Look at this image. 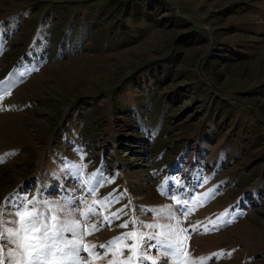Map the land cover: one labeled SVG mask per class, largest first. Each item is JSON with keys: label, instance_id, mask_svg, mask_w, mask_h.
<instances>
[{"label": "rangeland", "instance_id": "374dc122", "mask_svg": "<svg viewBox=\"0 0 264 264\" xmlns=\"http://www.w3.org/2000/svg\"><path fill=\"white\" fill-rule=\"evenodd\" d=\"M6 197L79 223L84 264L141 223L188 230L181 264H264V0H0Z\"/></svg>", "mask_w": 264, "mask_h": 264}, {"label": "snow or ice", "instance_id": "6c2138e0", "mask_svg": "<svg viewBox=\"0 0 264 264\" xmlns=\"http://www.w3.org/2000/svg\"><path fill=\"white\" fill-rule=\"evenodd\" d=\"M114 201L118 202V198L105 199L99 201V203L108 207ZM177 203H179L178 200ZM5 205L11 206L13 211L8 212ZM189 211L191 210L189 209ZM120 212H123L122 208L117 209L112 215L119 218L117 214ZM89 213L95 215L96 210L90 208L88 213H84V215L88 216ZM159 214L163 215V213ZM8 216L12 218L8 219ZM108 220L109 218L105 216L104 222H108ZM128 226L127 222L120 225V227ZM79 227L80 224L75 221L70 226L60 225L59 218L55 216L46 220L43 211L36 208L35 198L27 200L26 203L19 201L12 203V200L6 197L4 203L0 204V264H53L55 259L63 261L64 264H84L83 259L80 257L81 250L88 252L94 259L100 258V254L94 251L96 245L91 247L82 245L83 233L79 234L81 239H64V232H70L74 237L77 236L76 230ZM141 228H155L157 231L156 233H145L134 230L123 233L99 246L105 250L103 255L111 253L115 256L116 252L113 249H119V246L123 243L124 247L129 248L132 255L128 257L126 262H120V264H144L146 260H150V264H163L161 258L171 260L173 264H181L180 257L186 252V248L181 247V233L184 234V238H190L187 235V229L177 231L169 225H145L142 223ZM161 228L165 230L162 231ZM97 230L99 229L93 225L88 230V234H92L93 231ZM205 231H209V229L206 228ZM128 240H132V243L128 244ZM13 246H15L14 250L5 252V247L13 248ZM152 250L158 253L155 259L150 258ZM56 253H62L63 255L56 257ZM120 254L123 255L122 250H120ZM218 255L222 257L225 254L219 253ZM188 256H190V253ZM50 257L52 259H49ZM109 264H117V262L110 260ZM182 264H204V258L201 257L199 260H195L186 257Z\"/></svg>", "mask_w": 264, "mask_h": 264}, {"label": "trees", "instance_id": "16d2710c", "mask_svg": "<svg viewBox=\"0 0 264 264\" xmlns=\"http://www.w3.org/2000/svg\"><path fill=\"white\" fill-rule=\"evenodd\" d=\"M82 29H83V28H82ZM85 30H86L87 32H91V36L98 35V32H97L95 29L85 28ZM85 30L83 29V30H80V31H79V32L81 33V35L85 33V32H84ZM92 32H94V34H93ZM76 33H77L76 30L73 29V32H72L73 35H71V38H73V36L75 37V36H76ZM53 47H56V49H57L58 45H56V43L53 42V44L49 45V50H50L51 48H53ZM96 48H98V47H96ZM96 48H95V49H96ZM62 52H64V51H62ZM49 53H50V51H48L47 55H45L47 59H48L49 56H51V58H53V57L56 56V55L54 56V55L49 54Z\"/></svg>", "mask_w": 264, "mask_h": 264}]
</instances>
